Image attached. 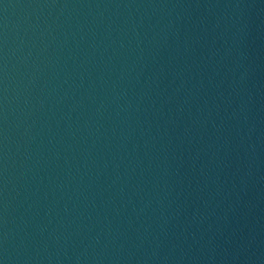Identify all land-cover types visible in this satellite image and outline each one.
Returning a JSON list of instances; mask_svg holds the SVG:
<instances>
[{"label":"water","instance_id":"1","mask_svg":"<svg viewBox=\"0 0 264 264\" xmlns=\"http://www.w3.org/2000/svg\"><path fill=\"white\" fill-rule=\"evenodd\" d=\"M0 264H264V0H0Z\"/></svg>","mask_w":264,"mask_h":264}]
</instances>
